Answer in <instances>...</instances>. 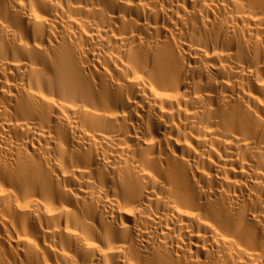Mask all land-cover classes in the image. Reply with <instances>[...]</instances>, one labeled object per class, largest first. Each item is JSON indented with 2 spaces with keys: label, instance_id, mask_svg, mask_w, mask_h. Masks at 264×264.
I'll use <instances>...</instances> for the list:
<instances>
[{
  "label": "bare ground",
  "instance_id": "obj_1",
  "mask_svg": "<svg viewBox=\"0 0 264 264\" xmlns=\"http://www.w3.org/2000/svg\"><path fill=\"white\" fill-rule=\"evenodd\" d=\"M0 264H264V0H0Z\"/></svg>",
  "mask_w": 264,
  "mask_h": 264
}]
</instances>
